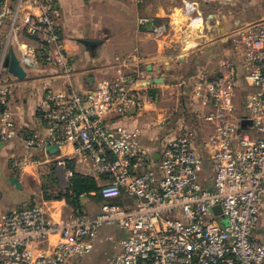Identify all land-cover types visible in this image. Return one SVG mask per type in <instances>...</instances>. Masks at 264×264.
<instances>
[{"label": "built area", "instance_id": "1", "mask_svg": "<svg viewBox=\"0 0 264 264\" xmlns=\"http://www.w3.org/2000/svg\"><path fill=\"white\" fill-rule=\"evenodd\" d=\"M11 1L0 0V28L9 24L20 65L27 74L49 66L67 80L74 69L55 1L25 0L40 14L28 16L22 31L18 11L24 0L16 6ZM234 43L235 59L219 74L196 77L191 106L155 147L143 143L140 130L116 124L137 119L147 104L159 101L155 85L142 84L136 74L101 79L80 94L46 84L37 108L44 133H27L18 129L11 107L17 77L0 71V146L19 138L27 152L13 167L21 170L33 152L56 148L62 154L56 167L70 184L74 171L64 153L70 147L87 162L84 175L102 183L94 215L73 209L56 223L40 205L6 214L0 262L66 264L90 254L102 229L118 228L119 251L106 264H264L257 238L264 207V23ZM240 82L251 89L243 116ZM196 103L207 111H196ZM41 243L47 250L35 254Z\"/></svg>", "mask_w": 264, "mask_h": 264}, {"label": "crops", "instance_id": "2", "mask_svg": "<svg viewBox=\"0 0 264 264\" xmlns=\"http://www.w3.org/2000/svg\"><path fill=\"white\" fill-rule=\"evenodd\" d=\"M16 1H11L13 6ZM54 1L62 44L74 71L66 80L47 66L36 73H26L24 79L14 80L11 107L18 129L44 133L37 108L46 84L60 88L67 85L80 94L101 79L133 73L142 84L155 83L159 101L147 104L137 119L117 121L116 124L140 130L143 143L150 147L158 146L175 125L181 111L191 106L196 77L202 73L213 76L225 71L226 61L235 59L234 41L249 27L264 23V0ZM39 14V9L28 1L21 2L19 29L24 30L28 16ZM11 33L9 24L0 28L2 73H10L6 64L11 60V53L18 56L13 49L15 40ZM241 84L244 83L240 82L238 92ZM194 109L200 113L207 111L198 103ZM198 149L200 153L205 152L200 143ZM64 153L70 156L69 163L75 172L84 174L87 162L75 157L70 147ZM26 155L19 138L0 146V222L6 214L31 205L42 206L47 217L56 223L67 219L73 209L64 200L46 201L41 189L42 171L50 165L55 166L60 180L67 179L66 173L56 167V160L62 154L56 148L35 151L26 165L16 170L14 162ZM12 178L19 180L21 189L11 184ZM98 185L100 187L102 183L98 182ZM259 227L258 239L264 232V207ZM102 232L113 237L112 242L107 240L106 234L102 239L109 245L108 251L118 252L123 233L118 228H104L98 236ZM47 248L46 243H41L33 250L35 254H41ZM77 260L74 258L66 264H74Z\"/></svg>", "mask_w": 264, "mask_h": 264}, {"label": "rangeland", "instance_id": "3", "mask_svg": "<svg viewBox=\"0 0 264 264\" xmlns=\"http://www.w3.org/2000/svg\"><path fill=\"white\" fill-rule=\"evenodd\" d=\"M251 92V89L247 87L245 84H241L240 90L237 93V103L240 106V112L239 115L243 116L245 114V104L247 102V98L249 93ZM43 177L44 175L49 174L48 169H44L42 171ZM58 184L54 185L48 179L44 178V181L41 179V185H47L49 187L48 194H52L53 196L56 195L59 190H64L68 187L69 181L67 179L60 180L59 177L56 175ZM102 204V199L99 197H86L83 204H82V210L85 214L88 215H94L99 211L100 205ZM108 237L106 232H102L100 236L96 239L95 246L93 247L90 254L83 258H79L74 264H106L108 258L111 257V255H114L115 251H108V244L102 241L103 237ZM259 240L262 244H264V232L261 236H259Z\"/></svg>", "mask_w": 264, "mask_h": 264}, {"label": "trees", "instance_id": "4", "mask_svg": "<svg viewBox=\"0 0 264 264\" xmlns=\"http://www.w3.org/2000/svg\"><path fill=\"white\" fill-rule=\"evenodd\" d=\"M68 167L74 171V176L68 185V187L64 190H59L56 195L48 194L49 187L47 185H41V189L43 192V197L46 201H66V203L72 208V209H82L81 205V196L86 195L88 197H99V191L100 187L98 185L97 180H95L93 177L76 173L74 170V167L72 164H68ZM49 174L41 176V179L44 181L45 179H48L52 184L57 185L58 180L56 177L55 172V166L50 165L48 167ZM94 194V195H92Z\"/></svg>", "mask_w": 264, "mask_h": 264}, {"label": "water", "instance_id": "5", "mask_svg": "<svg viewBox=\"0 0 264 264\" xmlns=\"http://www.w3.org/2000/svg\"><path fill=\"white\" fill-rule=\"evenodd\" d=\"M6 67H9L10 73L13 74L18 79H24L26 77V71L23 69V67L20 65L19 60L14 52L11 53V60L7 62ZM150 84H155L153 82H150ZM50 149V148H49ZM158 155L156 158L158 159ZM13 186H15L17 189H21V185L19 183V180L16 178H12L9 180ZM214 212L219 215L222 212V209L220 206H217L214 208Z\"/></svg>", "mask_w": 264, "mask_h": 264}]
</instances>
